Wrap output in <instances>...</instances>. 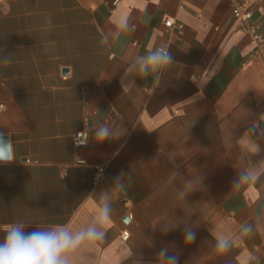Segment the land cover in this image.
Returning a JSON list of instances; mask_svg holds the SVG:
<instances>
[{"label":"crops","instance_id":"0c3cea01","mask_svg":"<svg viewBox=\"0 0 264 264\" xmlns=\"http://www.w3.org/2000/svg\"><path fill=\"white\" fill-rule=\"evenodd\" d=\"M121 15L135 27L106 49L101 34ZM254 18L264 29V0ZM157 47L175 60L160 81L137 77L135 89L122 91L123 68ZM253 49L236 30L231 0H0V128L15 153L0 165V238L15 222L27 232L76 225L110 191L98 264H116L127 250L125 264H159L164 246L180 253L178 264H264V232L239 235L254 203H264V178L232 188L247 163L236 141L252 122L264 127V51ZM105 124L117 136L100 142L90 132L86 146L75 145L76 132ZM98 165H107L101 185ZM199 177L179 199L185 179ZM185 220L196 233L190 244ZM163 222L180 224L165 234ZM221 232L233 237L227 252L214 248L212 233Z\"/></svg>","mask_w":264,"mask_h":264},{"label":"clouds","instance_id":"9594fccd","mask_svg":"<svg viewBox=\"0 0 264 264\" xmlns=\"http://www.w3.org/2000/svg\"><path fill=\"white\" fill-rule=\"evenodd\" d=\"M116 28L101 34V44L110 49L112 43L120 40L122 32L132 31L134 25L126 16L116 18ZM172 53L164 47L149 48L146 54L137 55L135 59L127 63L120 77L122 91H130L137 87V77L147 78L154 75L159 82L164 68L174 62ZM4 64H10V57H4ZM260 117H264L262 114ZM94 133V138L103 142L111 140L117 133L108 125H101L91 131L85 128L83 133ZM261 140H264V127L252 122L250 127L239 137L236 143L240 146L247 163L233 181L232 188L242 185H253L264 178V157L254 161L253 157L264 153ZM77 143V142H76ZM82 144V143H77ZM15 161L14 145L12 137L3 128H0V165H7ZM170 162H173V158ZM124 173L121 172L114 179L113 187L116 190L123 188ZM63 179V177L61 178ZM202 177L185 179L182 188L177 190L179 199L184 200L189 192L193 191L196 184L201 185ZM113 213V201L110 191H105L97 199L95 213L84 221L73 225L70 223L53 224L47 227H39L27 232L28 224L15 222L9 224L5 234L0 238V264H98L96 246L107 238L106 225L111 220ZM185 243L190 244L196 239L194 227L183 221ZM168 222L160 224V231L167 233L178 227ZM257 232H264V203L256 202L252 208L251 221H245L240 225L239 235L246 237ZM215 239L214 248L219 252H227L232 244L233 237L230 233H212ZM179 252L169 246L161 247L157 253L159 264H178ZM132 250H127L117 258L116 264H125L132 258Z\"/></svg>","mask_w":264,"mask_h":264},{"label":"built area","instance_id":"2783aa9c","mask_svg":"<svg viewBox=\"0 0 264 264\" xmlns=\"http://www.w3.org/2000/svg\"><path fill=\"white\" fill-rule=\"evenodd\" d=\"M261 3V0H231L232 15L235 21L236 30L246 33L251 36L254 43L253 54L256 57L262 56L264 51V29L261 24L254 18V8ZM165 25L172 28L178 33H182L184 25L175 22L170 18L165 19ZM3 107V105H1ZM87 129V128H86ZM85 128L76 132L74 136V143L76 146H86L90 140V132L88 135L77 134L83 133ZM82 144H77V143ZM107 165L96 166L94 175V184L101 185L106 181ZM65 176V173H64ZM123 240L129 239V232L124 231L122 234Z\"/></svg>","mask_w":264,"mask_h":264},{"label":"water","instance_id":"95a60500","mask_svg":"<svg viewBox=\"0 0 264 264\" xmlns=\"http://www.w3.org/2000/svg\"><path fill=\"white\" fill-rule=\"evenodd\" d=\"M63 72L64 73H67L68 72V69H64ZM126 220H128V217H126Z\"/></svg>","mask_w":264,"mask_h":264}]
</instances>
